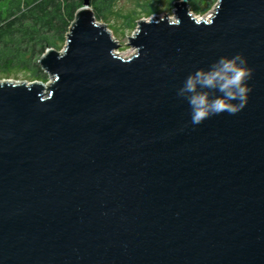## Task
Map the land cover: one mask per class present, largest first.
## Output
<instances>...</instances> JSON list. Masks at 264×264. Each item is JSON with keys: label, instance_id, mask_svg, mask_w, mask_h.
Here are the masks:
<instances>
[{"label": "water", "instance_id": "95a60500", "mask_svg": "<svg viewBox=\"0 0 264 264\" xmlns=\"http://www.w3.org/2000/svg\"><path fill=\"white\" fill-rule=\"evenodd\" d=\"M185 1L125 58L89 0L50 81H0V264H264V0ZM252 69L236 115L176 95L221 57Z\"/></svg>", "mask_w": 264, "mask_h": 264}, {"label": "trees", "instance_id": "16d2710c", "mask_svg": "<svg viewBox=\"0 0 264 264\" xmlns=\"http://www.w3.org/2000/svg\"><path fill=\"white\" fill-rule=\"evenodd\" d=\"M118 0H89L98 20ZM202 0H192L193 10L201 11ZM83 0H0V73L25 72L45 83L38 62L48 49H59ZM211 4H208L207 10ZM205 10V9H204Z\"/></svg>", "mask_w": 264, "mask_h": 264}, {"label": "clouds", "instance_id": "9594fccd", "mask_svg": "<svg viewBox=\"0 0 264 264\" xmlns=\"http://www.w3.org/2000/svg\"><path fill=\"white\" fill-rule=\"evenodd\" d=\"M252 69L241 55L221 57L208 68L190 73L176 95L190 110V123L199 126L205 120L224 113L236 115L247 103Z\"/></svg>", "mask_w": 264, "mask_h": 264}, {"label": "rangeland", "instance_id": "374dc122", "mask_svg": "<svg viewBox=\"0 0 264 264\" xmlns=\"http://www.w3.org/2000/svg\"><path fill=\"white\" fill-rule=\"evenodd\" d=\"M180 1L187 2V5L190 6L193 15H195L194 17H197L198 20L210 18L218 2L217 0H202V3L199 5L201 11H196L191 7L192 0H118L111 7V10L104 14L105 18L98 20V22L105 25L111 32L118 45L116 53L125 58H129L136 52L135 49L128 44H130L129 38H131L136 32L138 23L143 19L155 20L164 15H167L170 19L174 20V4ZM208 4H211V6L207 10L206 8ZM65 42L55 51L61 52L65 47ZM46 77L47 80L45 83H48L50 79L47 75ZM0 81L28 83L40 82L35 79H31L30 76L25 74L23 71H13L10 75L4 77L2 76V73H0Z\"/></svg>", "mask_w": 264, "mask_h": 264}, {"label": "bare ground", "instance_id": "6f19581e", "mask_svg": "<svg viewBox=\"0 0 264 264\" xmlns=\"http://www.w3.org/2000/svg\"><path fill=\"white\" fill-rule=\"evenodd\" d=\"M186 3H187V2H186ZM195 18H196V20H197V21H200V20H201V19H199V20H198V18H197V17H195ZM208 19H209V18H208ZM208 19H205V20H208ZM122 57H123V56H122Z\"/></svg>", "mask_w": 264, "mask_h": 264}, {"label": "flooded vegetation", "instance_id": "af4514ba", "mask_svg": "<svg viewBox=\"0 0 264 264\" xmlns=\"http://www.w3.org/2000/svg\"><path fill=\"white\" fill-rule=\"evenodd\" d=\"M190 7V6H189ZM190 10H191V8H190ZM192 12V11H191Z\"/></svg>", "mask_w": 264, "mask_h": 264}]
</instances>
